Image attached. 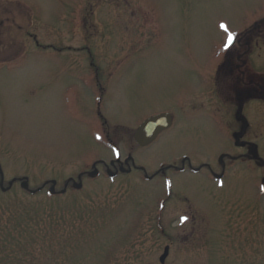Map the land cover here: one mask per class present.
Wrapping results in <instances>:
<instances>
[{
  "label": "rangeland",
  "instance_id": "1",
  "mask_svg": "<svg viewBox=\"0 0 264 264\" xmlns=\"http://www.w3.org/2000/svg\"><path fill=\"white\" fill-rule=\"evenodd\" d=\"M9 6L26 35L8 37L0 60L26 57L0 71V264H161L167 246L164 264H264V170L238 166L215 188L174 168L185 154L212 161L224 142L181 105L205 88L220 24L263 27L264 0H0V15ZM161 111L174 129L129 141Z\"/></svg>",
  "mask_w": 264,
  "mask_h": 264
},
{
  "label": "flooded vegetation",
  "instance_id": "2",
  "mask_svg": "<svg viewBox=\"0 0 264 264\" xmlns=\"http://www.w3.org/2000/svg\"><path fill=\"white\" fill-rule=\"evenodd\" d=\"M4 10L0 15L1 52L8 37L11 38L15 31L22 33V42H24L23 37L25 36L21 21L23 13L20 9L15 11L9 6ZM257 14L258 19L263 23L264 12ZM15 20H20V22H14ZM257 24L255 22V25ZM234 36L235 40L231 46H227L225 43L227 36L222 39L221 43L213 45L214 52L220 51L215 61L202 60L204 65L201 67L199 78L205 81L203 86L207 90L204 88L203 92L197 93L196 96L188 97L181 105L185 115H196L198 118L205 116L206 123L220 136L222 134L224 142L221 147H218L219 150L215 151V158L212 161L207 160L198 163L199 165H194L191 157L185 154L182 159V167L174 168L179 171L178 173L204 174L215 188L224 187L227 175L229 176L231 171L234 172L238 166L247 167L249 170L248 168L254 165L257 170H264V26L241 29L234 32ZM261 51L263 53H260ZM25 54L21 55L19 59L18 57L14 59L16 55L12 58L8 56L0 62L5 60H10V63L12 60L13 62L22 61ZM83 89L87 90L88 87L84 86ZM159 113L169 114L171 122L167 126L168 128L160 132L156 140L162 136V133L174 129L177 124V116L173 112L161 111ZM153 115L156 114L149 117ZM129 141L133 142L136 147H142L137 143L135 135ZM149 145L147 144V146ZM128 161L126 160L127 164ZM123 164L125 163H119L120 166ZM121 171L125 172L124 168ZM3 179L1 178V180ZM256 182L258 185L264 186V176ZM11 186L12 184L7 188H1L2 192L6 193L9 188L13 187ZM256 196L257 202L262 203L264 211V193L261 194L258 190ZM226 204L219 205V213ZM206 215L208 214L206 213ZM184 217L188 218V223L189 220L191 223L195 220L194 216L190 218L184 214ZM215 218L218 229L222 226V222L230 224L226 216L223 221L220 216H215Z\"/></svg>",
  "mask_w": 264,
  "mask_h": 264
},
{
  "label": "water",
  "instance_id": "3",
  "mask_svg": "<svg viewBox=\"0 0 264 264\" xmlns=\"http://www.w3.org/2000/svg\"><path fill=\"white\" fill-rule=\"evenodd\" d=\"M169 125L170 117L168 115H160L147 120L136 133L139 143L142 145L150 143L162 129ZM23 186H26V183H24ZM168 252L169 248H166L165 253L161 258L162 263H164L166 257L168 256Z\"/></svg>",
  "mask_w": 264,
  "mask_h": 264
},
{
  "label": "snow or ice",
  "instance_id": "4",
  "mask_svg": "<svg viewBox=\"0 0 264 264\" xmlns=\"http://www.w3.org/2000/svg\"><path fill=\"white\" fill-rule=\"evenodd\" d=\"M220 28L223 29L225 33H227V46H231L235 40L234 34L229 32V29L225 24H220ZM260 191L264 192V186H261ZM186 220L187 217H181V223L186 222Z\"/></svg>",
  "mask_w": 264,
  "mask_h": 264
},
{
  "label": "bare ground",
  "instance_id": "5",
  "mask_svg": "<svg viewBox=\"0 0 264 264\" xmlns=\"http://www.w3.org/2000/svg\"><path fill=\"white\" fill-rule=\"evenodd\" d=\"M2 71H4V70H2ZM17 72V71H16ZM13 73H15V71H13Z\"/></svg>",
  "mask_w": 264,
  "mask_h": 264
}]
</instances>
